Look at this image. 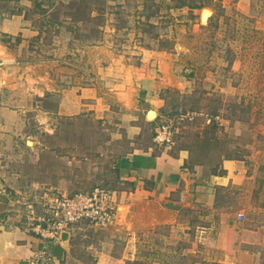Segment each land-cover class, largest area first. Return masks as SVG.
I'll use <instances>...</instances> for the list:
<instances>
[{
  "label": "rangeland",
  "instance_id": "obj_1",
  "mask_svg": "<svg viewBox=\"0 0 264 264\" xmlns=\"http://www.w3.org/2000/svg\"><path fill=\"white\" fill-rule=\"evenodd\" d=\"M79 1L0 0V22L20 17L30 29L0 32V58L11 60L20 83L19 90L6 83L20 94L5 93L6 101L36 110L0 140V220L41 232L56 218L49 206L57 200L104 188L111 204L102 212L111 220L67 227L80 258L204 264L195 210H182L175 228L123 224L119 198L128 186L114 166L130 150L127 125L140 129L139 146L158 136L163 150L186 149L211 172L224 157L264 150V0ZM193 3L203 7L192 10ZM46 88L57 95L40 98ZM83 88L95 91L84 96L83 111L40 123L39 109Z\"/></svg>",
  "mask_w": 264,
  "mask_h": 264
},
{
  "label": "crops",
  "instance_id": "obj_2",
  "mask_svg": "<svg viewBox=\"0 0 264 264\" xmlns=\"http://www.w3.org/2000/svg\"><path fill=\"white\" fill-rule=\"evenodd\" d=\"M21 20L14 16L2 19L0 32L16 35L30 30ZM10 62L0 58V140L8 132L26 126L25 111H36L33 106L27 110L10 107L11 101H6L5 93H11V99L20 96L6 85L13 80L9 88L20 87L17 75L9 73ZM76 90L58 95L56 108L39 109L41 114L36 116L43 119L40 123L54 115L72 116L83 111L82 106L87 105L82 102L84 96L90 93L95 96V91L83 88L79 95ZM54 95L57 94L52 89L46 88L40 98ZM126 132L130 150L114 166L118 179L128 186L120 191L119 198L124 208L119 216H123L121 220L126 218L123 224L136 228L174 224L175 228L182 210H195L198 218L195 232L203 244L204 264H264V150L244 159L224 157L211 172L192 162L186 149L171 155L161 148L158 136L154 145L141 147L136 141L140 129L127 125ZM190 223L191 220L187 222ZM61 234L59 240H52L38 229L9 226L0 220V264H102L86 262L75 253L74 231L66 242H62Z\"/></svg>",
  "mask_w": 264,
  "mask_h": 264
},
{
  "label": "built area",
  "instance_id": "obj_3",
  "mask_svg": "<svg viewBox=\"0 0 264 264\" xmlns=\"http://www.w3.org/2000/svg\"><path fill=\"white\" fill-rule=\"evenodd\" d=\"M55 203L57 204L49 208L50 211H55L56 218L46 219L47 227L41 231L52 240H59L60 234L66 231L70 224L81 219H91L103 224L105 220H111V212L109 214L102 212L108 210L111 204V195L104 188H96L90 194L79 193L73 198H61Z\"/></svg>",
  "mask_w": 264,
  "mask_h": 264
},
{
  "label": "trees",
  "instance_id": "obj_4",
  "mask_svg": "<svg viewBox=\"0 0 264 264\" xmlns=\"http://www.w3.org/2000/svg\"><path fill=\"white\" fill-rule=\"evenodd\" d=\"M79 2H82V3H83L84 0H80ZM67 5H68V6L71 5L72 8H73L74 6L77 5V2H70V3L67 4ZM181 6H186V5H185L184 3H182ZM202 7H203L202 4H194V3L191 4V6H189V8L192 9V10H193V9H197V8L199 9V8H202ZM154 122H155V121L150 122V125H151V126H154ZM155 136H156V134H155V132H153V130H152L151 137H155Z\"/></svg>",
  "mask_w": 264,
  "mask_h": 264
},
{
  "label": "water",
  "instance_id": "obj_5",
  "mask_svg": "<svg viewBox=\"0 0 264 264\" xmlns=\"http://www.w3.org/2000/svg\"><path fill=\"white\" fill-rule=\"evenodd\" d=\"M68 238H69V232L68 231L62 232V234H61L62 242H66L68 240Z\"/></svg>",
  "mask_w": 264,
  "mask_h": 264
},
{
  "label": "bare ground",
  "instance_id": "obj_6",
  "mask_svg": "<svg viewBox=\"0 0 264 264\" xmlns=\"http://www.w3.org/2000/svg\"><path fill=\"white\" fill-rule=\"evenodd\" d=\"M148 116H149V118L151 119V118H154L155 116H156V112L155 111H150L149 113H148Z\"/></svg>",
  "mask_w": 264,
  "mask_h": 264
}]
</instances>
